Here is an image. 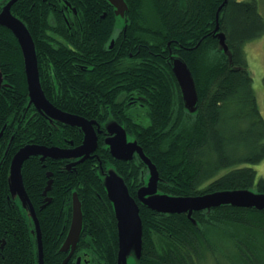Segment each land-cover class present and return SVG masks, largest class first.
<instances>
[{"label": "trees", "instance_id": "16d2710c", "mask_svg": "<svg viewBox=\"0 0 264 264\" xmlns=\"http://www.w3.org/2000/svg\"><path fill=\"white\" fill-rule=\"evenodd\" d=\"M7 1L0 0V10ZM103 1L16 0L11 6V13L32 36L45 97L55 107L87 119L96 118L100 106L113 104L122 95L127 102H143L149 123L143 125L127 114L125 124L155 166L160 193L204 195L254 186L264 193V178L257 179L249 166L264 159V118L243 49L264 33L256 0H124L132 20L128 30L132 56L128 51L122 55L127 66L111 57L94 64L97 38L80 40L85 32L78 24L99 18ZM66 21L74 23L71 30ZM216 23L229 56L214 36ZM56 33L79 51L55 41ZM98 39L100 45L105 38ZM173 57L186 63L194 80L198 96L194 112L184 105L172 71ZM74 59L87 67L72 65ZM0 70V264H38L36 231L11 198V159L26 144L65 148L72 140L78 146L83 132L29 104L20 44L1 24ZM95 156L102 164L113 163L126 177L138 204L142 226L138 264H264V208L221 204L193 210L190 216L186 211L152 209L137 196L144 161L137 156L117 159L97 148L69 170L63 168L70 162L65 158L41 161L39 155H31L22 163V184L39 222L43 264H61L65 255L58 250L68 229L61 219L64 214L70 218L73 192L81 203L83 225L66 264H74L78 255L116 264L117 219ZM49 179L51 189L44 196ZM45 198L52 200L46 204Z\"/></svg>", "mask_w": 264, "mask_h": 264}, {"label": "water", "instance_id": "95a60500", "mask_svg": "<svg viewBox=\"0 0 264 264\" xmlns=\"http://www.w3.org/2000/svg\"><path fill=\"white\" fill-rule=\"evenodd\" d=\"M15 1L16 0H9L3 6L2 10L0 11V24L9 28L13 32V34L16 36L20 44L23 58H24V69L26 73L28 94H29V99H30L29 104L33 103L34 106L38 110L47 113L50 118H54L58 121L63 122L64 124L77 126L84 132V139H83L82 144L73 149H62L56 146H44V145H38V144H26L15 153V155L13 156L10 162L9 175H8L9 189H10L11 194L14 189L17 190L23 202V205L24 206L27 205L29 209L30 215L33 219L35 229H36L39 264H43L42 263L43 250H42V243L40 239L41 232H40L39 222L34 212V208L22 184V180H21L22 163L26 158H28L31 155H39L41 161L47 157L48 158L69 159V158H76L82 155L83 156L82 159L79 160V162H81L85 158H88L89 155L93 153L94 150L96 149L97 136L93 128V121H87L84 118H81L77 115L64 112L54 107L51 104V102L45 98L41 90L40 84H39L33 40L29 32L27 31L25 25L21 22V20L14 17L10 11L11 6ZM108 1L116 7V13L123 14V11L126 9V3L124 2V0H108ZM225 1L226 0H224L223 3ZM217 29H218V24L216 23L214 31L216 32ZM214 36L217 37L218 39L219 48L223 49V51L227 53L229 56L230 52L228 51L227 46L225 45L224 34L222 32H216ZM171 66H172V71L178 82L181 95H182V99L184 101V105L188 110H190L191 112H194V110L196 109L198 96H197L196 87H195L192 75L190 73V70L187 67L186 63L179 57L172 58ZM1 86H2V73L0 71V88ZM1 134H2V131H0V136ZM135 142L137 145V151H138L137 154L140 156V158L144 161V163L151 170V173L153 176L152 189L156 191V182L158 179V172L155 166L149 160V158L145 156V154L142 151V148L137 144V141ZM110 152L112 156H114L115 158L123 159V160H130L133 156V154L126 155V156H120V155L115 154L111 149H110ZM47 176L50 177L51 173L48 172ZM51 183H52V180L49 179L43 191L44 196L46 195L47 191L50 190ZM103 184H104V181H103ZM106 192H107V195L110 201L112 202V197L107 191V189H106ZM214 193L217 194V192H214ZM165 195L171 196V195L163 193V196L156 198L153 202H148L142 198L140 194V188L137 190L138 199L143 204L149 206L152 209H155L161 212L186 211L188 213V216H190L193 210L206 209L202 204H197L192 209L187 210L185 207H182L178 201H174L173 199L168 198ZM210 195H213V193L198 195L197 197L209 198ZM243 195L244 193H235V195L234 196L232 195V197L230 198L227 196L224 198H218L217 200L213 201L210 204L208 209L212 206H217L221 204H231L235 206L264 208V205L258 202L244 200L241 197ZM72 197L73 198H72L71 222H70V226L66 234V237L60 247V251H63V252H67L70 249L69 255L64 259V263L69 259L70 255L74 251L76 244L80 238V234L82 230L81 203L75 193H73ZM178 198L189 199L193 197L179 196ZM133 199H131L133 203L127 204V208L123 210V213L122 215H120V217L113 205L115 216L117 219V228H118V237H119L116 264H124L123 263L124 253L121 251L120 218L122 220V224L125 225L127 228L132 227L133 225L138 227V232L140 235V241L138 242V260L141 254L142 226H141L138 204H136L134 202L135 199L134 200Z\"/></svg>", "mask_w": 264, "mask_h": 264}, {"label": "rangeland", "instance_id": "374dc122", "mask_svg": "<svg viewBox=\"0 0 264 264\" xmlns=\"http://www.w3.org/2000/svg\"><path fill=\"white\" fill-rule=\"evenodd\" d=\"M258 11L264 18V0H256ZM244 53L246 57V68L253 80V88L256 94L258 107L261 115L264 118V84L262 78L264 76V33L252 40L247 41L244 44ZM146 106L134 105L127 110V114L136 120L137 122L147 125L149 123L147 117ZM103 125L106 129L107 136L104 141V146L109 147L115 154L120 156H126L130 154H137V145L134 136L127 131L126 126L119 121H117L112 115H109L106 120L103 122ZM195 140V138H193ZM257 172V179L264 178V159L253 165ZM222 170L219 174L224 172ZM102 179L106 186L107 191L112 197L113 205L117 213L122 215L123 210L127 208V204L133 203L131 201L132 196L130 195L126 184L122 176L115 170L114 166L111 163L106 165V172L103 174ZM153 176L151 170L146 165L144 182L141 184L140 194L145 201L153 202L156 198L163 196V193L155 191L152 189ZM221 191V192H220ZM214 192H217L214 193ZM211 192L213 195H210L209 198H199L198 195H188L184 197H193L189 199L178 198L179 196L171 195L167 196L168 198L178 201L182 207H185L187 210L192 209L197 204H202L206 209L210 204L217 200L218 198L232 197L235 193H244L241 196L246 201H255L264 205V193L256 190V187H251L249 189H228V190H219ZM174 196V197H173ZM12 198L18 203L20 208L25 212V215L28 218L30 227L32 228V222L30 220V215L27 212L23 202L20 198V195L17 190H13ZM131 198V199H130ZM134 200V199H133ZM136 203V201L134 200ZM137 204V203H136ZM120 239H121V251L123 255L124 264H138V242L140 241V235L138 232V227L133 225L132 227L127 228L122 224L120 218Z\"/></svg>", "mask_w": 264, "mask_h": 264}, {"label": "flooded vegetation", "instance_id": "af4514ba", "mask_svg": "<svg viewBox=\"0 0 264 264\" xmlns=\"http://www.w3.org/2000/svg\"><path fill=\"white\" fill-rule=\"evenodd\" d=\"M102 7H103V11L100 14L99 18H96L95 20H93L91 22V24H86L84 26L81 24V22L78 24L79 30L85 32L84 36L81 37L80 40H83L85 42H87L89 40V42H90V40L92 38H97V40L94 41L96 43L97 48L93 49V57L95 59L94 64L105 63L111 57L112 59L118 58V61L120 64H121V62H123L124 65L127 66V58L126 59L122 58V55L127 54V51L130 50V49H128L130 47L128 30H129V26H130V23L132 20H131V18L127 17V9H128L127 3H126V9L123 11V14L116 13V7L107 0L102 2ZM73 25H74L73 22H67L66 21L67 30H71L73 28ZM101 36H103V38H105V39L99 45L100 40L98 38H100ZM55 41L65 43L68 46L67 48L71 49L72 52H78L79 51L77 49H74L71 45H69L66 42V40L61 38L57 33L55 35ZM128 56L131 57L132 54L129 52ZM80 61H81L80 59H74V61L72 62V65L79 67V68H86L87 65H85V66L82 65ZM127 105L129 106L128 107V109H129L132 105L133 106L134 105L135 106L136 105L142 106L143 102H140L139 99H131L127 102V97L125 95H122L121 98L115 99L113 101V104L106 103L104 108L102 106H100L99 115H97L96 118L89 119V120L93 121V128H94V130L96 132V136H97V150L99 152H100V150L101 151H104V150L109 151V148L107 146H104V141H105V138L107 136V132H106V129L103 125V122L106 120V118L109 115H112L117 121H119L120 123H122L126 126L125 122L127 120ZM114 107H116V108H114ZM34 112H35V110H34ZM126 129H127V127H126ZM73 147H75V146L73 145L72 140H70L68 143V146H66L65 148H73ZM95 157L99 161V163H98L99 173H100L101 178H102L103 174H105V172H106V165L108 163H111V162L108 161V162H104L102 164L100 161L101 159L99 157L97 158V156H95ZM74 164L68 165V163H66L63 168H65L66 170H69L71 168V166ZM111 164L114 166L113 163H111ZM114 168H115V166H114ZM115 170H116V168H115ZM144 174H145V171L143 172V182H144ZM123 179L125 181V184L127 185L126 177H123ZM47 203L48 202H46V204ZM27 212L30 213L28 207H27ZM71 213H72V200H71V206H70V216H71ZM61 222H63L64 226L68 225L67 226V228H68L69 223H70V218H69V220H67L66 214H64L63 218L61 219ZM58 250L60 251V247ZM60 252H62V251H60ZM67 254H65L63 256L62 261ZM71 256L69 257V259H71ZM73 263L74 264H105V263H103V261L98 262V259H96L94 262L92 258L90 259L89 257L87 258L86 256L84 258H82L80 255H78L76 257V259L73 261Z\"/></svg>", "mask_w": 264, "mask_h": 264}]
</instances>
